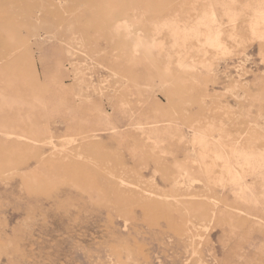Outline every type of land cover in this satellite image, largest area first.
<instances>
[{
	"label": "rangeland",
	"instance_id": "1",
	"mask_svg": "<svg viewBox=\"0 0 264 264\" xmlns=\"http://www.w3.org/2000/svg\"><path fill=\"white\" fill-rule=\"evenodd\" d=\"M0 264H264V0H0Z\"/></svg>",
	"mask_w": 264,
	"mask_h": 264
}]
</instances>
